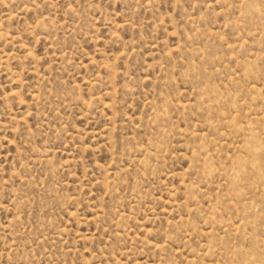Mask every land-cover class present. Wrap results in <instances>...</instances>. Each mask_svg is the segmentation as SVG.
I'll list each match as a JSON object with an SVG mask.
<instances>
[{
	"label": "rangeland",
	"instance_id": "374dc122",
	"mask_svg": "<svg viewBox=\"0 0 264 264\" xmlns=\"http://www.w3.org/2000/svg\"><path fill=\"white\" fill-rule=\"evenodd\" d=\"M0 264H264V0H0Z\"/></svg>",
	"mask_w": 264,
	"mask_h": 264
}]
</instances>
